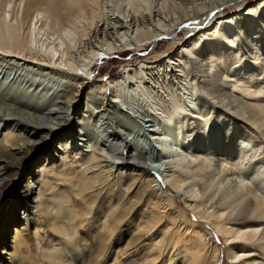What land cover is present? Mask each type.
<instances>
[{"label":"rangeland","instance_id":"1","mask_svg":"<svg viewBox=\"0 0 264 264\" xmlns=\"http://www.w3.org/2000/svg\"><path fill=\"white\" fill-rule=\"evenodd\" d=\"M39 1V6L47 7L44 2L48 3V0ZM201 1H203V4L200 5L201 8L199 7V13H197V7L194 8L193 0L191 2L190 0H98L100 14H97V16L100 17L96 16L97 19L96 17L92 18V14L86 15L87 13H85L81 15L82 17L80 16L81 18L74 19L67 25L71 30L65 27L68 29L67 32H70L69 36L67 35L68 38L64 34L65 28L59 29L62 28L60 24H56L51 19L49 20L45 14H42L38 21V24L44 28L41 44L43 42L45 44L49 43L47 41L48 36L56 38V33L63 30L66 42L62 46H57V48H60V67H58L56 61L49 63L39 59L32 60L17 54L14 50H9L8 47L0 49L1 134L8 130L17 133L21 131V128H31V125H29L31 119H36V117L31 118L28 113L13 109L8 101L4 99V93L6 94L8 87H10L8 82L21 84L24 90L27 88L30 91L38 89L49 93L48 95L54 98V102H60V105L50 104L46 98L48 103L47 101L43 103L50 106L48 105V108L46 107V110L41 112L44 115L38 117V121L47 122L52 120L57 122L55 112L68 97V92H77L79 88L75 89V83L82 82L84 77H89L88 84L82 92L83 102L79 105V107L88 110L85 119L87 123H83L85 127L81 128L82 123L80 124L77 120L69 128L68 134L70 132L72 135L76 134L72 139H75L76 142L71 148L68 147L64 149L65 151H61L57 163L62 158V152H66L72 158L80 160L84 151L91 153L95 150L97 158H90L88 161L80 163L82 167H93L90 168L92 170L89 169V175L94 174L96 176L99 171L105 170L106 173L111 174V178L116 179L120 173H145L153 181H149V191L151 192L147 195L146 205L142 203L138 207H134V209H141L143 212L134 210L133 213H130L128 220L115 231L109 242L107 254L103 257H100L99 254L100 251L102 253L101 248H105V245L98 242L97 238L100 232L109 230V228L103 229L101 227L103 224L98 220L96 221L99 214L92 217L89 216V211L85 210L87 214L77 219L73 225L71 221L67 220L71 222L68 223L70 231L76 230L78 232L76 234L77 241L75 242L74 238L65 236L60 232V225L57 228L49 225V214H42L43 210L36 207L37 202L40 200L38 190H36L33 197L32 194H27L29 195V203L25 204L24 209L20 207L22 206L21 201L26 196L24 194L26 189L22 193H15L9 200V206L14 207V209L8 212L7 219L9 218V223L5 226L7 233L0 232V249H2L3 243L11 245V249L2 254L3 264H77L86 258L89 259L88 264H195L192 260L194 259L193 253L196 250L201 254V261L204 264H213L212 262L214 264H264V238L260 242L258 240L251 242V240L237 238L232 240L237 230L246 231L245 225H247V230L254 225L260 226L259 223L264 226V219L260 217L241 218L248 199H244L247 196H243L244 187L239 182V178H245L246 181L247 178H250V175L254 176L249 180L250 183L247 179L248 188H251L250 197H252L254 191L260 193V190H257L260 186L258 182L264 180V126H261L258 120L264 114V92H261L259 87L264 78L262 76L255 77L251 81L252 87L247 91L250 93L233 90V96L222 98L223 100L220 101L219 98H215L218 95L217 93L211 95V91L205 87H207L208 82H213V79L215 82H224L223 80L226 82L228 80L226 75L229 73L228 70L225 71L224 67L223 79L221 73L213 75L210 72V77L213 78L209 81L206 80L208 74L206 53L208 50L202 49L203 45H206V49L208 48L205 41L201 40L199 45L192 46L191 51L192 49L195 50L193 53L186 51L184 57L182 56L183 59L180 57L177 58V61L167 64L168 55L169 57L172 56L186 45L190 39H195L194 36L202 27H209L211 32L215 31L216 20H212L214 17H220L222 13L227 15L234 12L242 4L246 7L252 4H261L263 0H236L228 6H223L221 2L218 5L217 2L220 0H198L196 4ZM0 3H2L0 4V31L6 30V24L21 23L20 31L23 37L25 39L31 38V21L30 19H24L26 17L25 1L0 0ZM217 5L220 8L214 9ZM209 9H214V11L207 13ZM259 17L262 16L259 15ZM3 20L5 23H3ZM262 22L264 23V18L257 21L256 24ZM96 24H98V27ZM192 24L195 25L192 26ZM199 26L202 27L198 28ZM153 34H156L153 39L144 40L145 36L149 37ZM260 34L258 33V35ZM32 37H34V34ZM261 38L264 41V36ZM141 39H143V42ZM56 40L60 43L63 41L60 38H56ZM125 41H132L133 46L124 47ZM110 46L118 48L105 56L93 71H89L86 66L87 57H90L93 53H98V51L103 56L105 51H102V49H107ZM233 46L243 47L244 49L241 48L243 52L250 45L247 38H243L237 40ZM38 49L40 51V48L32 47L35 53L38 52ZM42 51L45 52V46ZM50 51L52 50L50 49ZM243 54L245 58L248 57L246 61L249 62L251 59L250 52ZM258 54L262 56V52ZM163 58L166 59L165 63L160 67V70H156L153 67L156 63L153 62L160 61ZM141 62L147 63L146 67L151 68L143 69L144 71L141 70L140 73L136 68L140 67ZM225 64V66L232 64L231 59ZM125 67H127V70H125ZM258 69L259 66H253L251 73L256 75ZM129 71H131V74ZM93 73L95 75L91 79ZM119 73H123V77L115 82L113 77ZM101 85H104V89H101ZM230 86H232L231 82L224 83L220 88L221 92L222 89L225 90L226 88L232 90ZM14 92L13 94H16L17 98L20 96L19 101L22 100L28 103L26 100L28 99L32 103L35 99L32 104L36 103V98H32L33 96L30 94H26L25 97L21 92L18 94ZM191 92L189 100H186V96ZM253 92L257 93L252 95ZM22 101L21 103H24ZM195 105L202 110L199 111L198 108H194ZM217 110H220L222 115L217 117L215 115L210 117L211 115H209V129L206 125L203 127L201 125L195 126L193 129L189 126V124L194 125V123L200 121L205 122L204 117L206 114ZM177 111H179V115L184 111L192 113L194 119L190 122L188 118L180 119L179 116L180 121L171 125L169 131H166L164 129L166 119L172 112L173 116ZM88 122L90 123L88 124ZM218 125H222L223 129H229L233 126L234 131L232 133L240 132L244 134L248 132L252 136L251 140L254 147L243 161L237 157L239 161L235 160V157L229 156L228 161L222 163L223 156L221 154L231 150V146L227 142L232 133H224V144L221 145L218 151H215L213 165L205 168L200 176L189 178L197 181L199 188L205 180H214L215 185L217 181H220L219 191H215V186L203 197L198 196L199 198L188 200L185 196H181L184 190L181 189L179 193L171 187L165 177L167 174L173 173L174 169L182 173L184 172L182 169H185L188 164L192 166L193 163L176 157L175 161L182 163L184 167L174 168L172 155L170 156L165 151L163 141L167 139L166 143L171 142L170 135L177 133L181 128H188L190 129L188 131L194 133L190 139L183 142V149H181V151L186 149L188 152L187 147L190 144L196 147L203 142L205 139L203 131L212 130L217 132L219 130ZM116 129L120 135L115 133L114 130ZM81 130L84 134H79ZM215 132L211 135L212 138L215 137ZM63 138L64 135L59 136L58 134L56 139L52 141L53 148L56 149V146H60L63 149L60 143ZM31 140L33 142V138ZM46 154L39 153L33 156L32 161L27 166L28 168L24 167L21 170L20 176L23 179L28 180L30 178L31 180L33 174H37L36 170L43 161L46 160L47 162ZM2 157H4V154L0 149V183L8 175L4 170L6 168ZM218 160L221 163H219L220 167L217 166L218 164H214ZM134 161L140 162L144 167L134 164ZM240 162L245 166L243 171L239 170L241 167ZM236 172L241 175L236 174ZM192 173H189V175ZM187 185L189 186V182ZM187 185L185 184L182 188L186 189ZM68 188L70 186L62 184L59 191L55 193L59 194L62 191L64 194L71 193ZM230 193L233 194L228 198ZM105 197L104 194L101 199H105ZM226 199H228V203H224ZM115 201L116 198L112 197V202ZM150 202H154V205ZM194 203L200 206L193 209ZM81 205L83 203L80 201V205L79 203H73L71 206ZM227 205L224 218H226V224L231 227L232 231L229 234H224L215 225V222H221L224 218L216 220L215 217ZM109 208L111 206L106 205V209ZM205 210H208L215 219L210 220L202 217L201 212ZM112 212L113 210L108 211L110 218ZM153 214H156L155 219H151ZM22 216L29 220L27 225L20 221ZM140 217L143 219H140ZM141 221L143 227L139 226ZM248 225L250 226L248 227ZM262 225L260 228H263ZM15 229L25 233L26 240V243L22 244L17 250L12 248ZM97 230L99 233L97 237H94ZM199 230L202 231L203 235L200 237L201 240L197 241ZM107 235L109 238L108 233ZM76 243L78 246L82 245L81 249L84 250V253L86 252L85 254L88 252L89 255H83ZM214 251L217 252L213 253ZM51 252L59 257L62 256L63 259H57ZM73 252L76 254V259Z\"/></svg>","mask_w":264,"mask_h":264},{"label":"bare ground","instance_id":"2","mask_svg":"<svg viewBox=\"0 0 264 264\" xmlns=\"http://www.w3.org/2000/svg\"><path fill=\"white\" fill-rule=\"evenodd\" d=\"M23 1H25V4H26L25 6L26 7V12H25L26 17L24 19L26 20L30 19L31 21L30 30L32 32V36L34 34V37L31 36V38L29 37L28 39H25L23 37L20 31L21 23L6 24L5 25L6 30H4L3 32L0 31V49L8 47L9 50L11 51L14 50L17 52V54L25 56L32 60L39 59L41 61H47L49 63L51 61H56V64L58 65V67H60L61 62H60V54H59L60 48H57V46H62V44L66 42L64 38L65 37L68 38L70 34L69 31H68L69 33L67 32L68 29L71 30V28L67 26L68 23L74 21V19L76 20L82 14H85V13H87L86 15L92 14L91 15L92 18H95L97 14H100L99 13L100 8H98V0H48V3L44 2V4L47 5L46 8L39 6L40 4L39 0H34V1L23 0ZM185 1H188V0H185ZM196 1L198 0H193L194 8L197 7L196 12L199 13V7L201 8L200 5L203 4L202 3L203 1L197 4H196ZM233 1H236V0H230V1L220 0L217 3L218 5L222 3L223 6L224 5L228 6ZM218 5L214 9H219L220 7ZM214 9L212 10L209 9L207 13L214 11ZM42 14H45V16L49 18V20L51 19V21H54L56 24H60L62 28L60 27L59 29H63L65 27L68 28V29L67 28L64 29L65 37L62 32L63 30L60 33H56L57 34L56 38L63 39L61 43L57 42L56 38L48 36L47 41H49V43L45 44L43 42L41 44L42 35L44 34L43 33L44 28L42 25L38 24V21H39V17ZM259 15H261L262 17L260 18ZM97 17H100V16H97ZM262 18H264V0L261 2V4H257V5L252 4L247 7L244 4H242L241 6L238 7L237 10L227 15H224V13H222L220 17H217V18L214 17L212 19V20H216L215 26H214L215 31L211 32V29L209 27L199 26L198 28L202 27V29L198 31V33L194 36L195 39H190V41L186 45L181 47V49H179L176 53L172 54V56L169 57L168 55L167 64H171L172 62L177 61L178 60L177 58H180L182 56L184 57L185 55L184 52L186 51L193 53V51L195 50L192 49L191 51V47L192 46L196 47L197 45H199L200 41L203 40L208 45L207 49L205 47L206 45L205 46L203 45V48H202L203 50H206V51L208 50L206 53V63L208 65V70H207L208 74L206 75V80L209 81L210 79L213 78V77L212 78L210 77V72H212L213 75L221 73L222 79H223V68L224 67H225L224 68L225 71L228 70L227 72L229 73L226 75V78L228 79L226 82L225 80H223L224 82H220V81L215 82L213 79V82L211 83L208 82V84L206 83L207 87L205 88L206 89L208 88L211 91L210 94L216 95L217 93L218 95L214 97L219 98V100L221 101L223 100L222 98L225 99V98L233 96L232 94L233 90H241L242 92L250 93L247 91L252 87L251 81L255 77L262 76L264 78V41L261 38L262 36H264V29L262 30V28H264V23L262 22V23L256 24V22L259 20L261 21ZM3 23H5L4 20H3ZM96 25L98 27V24ZM194 25L195 24H192V26ZM258 33L259 34L261 33V34L258 35ZM155 36L156 34L155 35L153 34L152 36H149V37L145 36L146 39L144 38V40H151ZM243 38H247V41L249 42L250 46L246 48L245 50H243L242 52L241 48L244 49L243 47H236V46H233V44L235 45L237 40H242ZM141 41L143 42V39H141ZM44 46H45V52L42 51V49H44ZM132 46H133L132 41L131 42L125 41L124 47H132ZM32 47L33 48L38 47L40 48V51L38 49V52L35 53L36 50L35 49H34L35 51L32 50ZM116 48L118 47L110 46V47H107V49L105 48L106 50L102 49V51H105V53H103L104 54L103 56L98 51V53H93L90 57H87L86 66L89 68V71H93L95 69V66L98 63H101L104 57L107 56L111 51H114ZM50 49L52 51H50ZM246 52L248 53L250 52L252 61L251 59L249 62L246 61L248 57L245 58L243 54ZM259 52H262V56L258 54ZM183 57L181 59H183ZM229 59H231L232 64L225 66L226 65L225 63ZM165 60L166 59L163 58L160 61H157V62L154 61L153 63H156L155 64L156 66L153 64L154 65L153 67L156 70H160V67L163 65V63H165ZM144 63L145 62H141L140 67L136 68V70L138 69L140 73H141V70L143 69L151 68V67H146L147 63L146 64ZM221 63L222 65H220ZM126 66H129V65H126ZM253 66H259L258 71L256 70L257 71L256 75L251 73L252 71L251 69ZM125 70H127V67H125ZM129 73L131 74V71H129ZM93 75H95V73L92 74L91 79L93 78ZM218 76H221V75H218ZM121 77H123V73H119L118 75L114 76L113 79L116 82ZM134 77H135V74H134ZM88 78L84 77V79H82V82L75 83L76 85L75 89L77 90L79 88L77 92L70 90L71 92H68L69 94L67 95L68 97L66 96L67 97L66 100L64 99L65 101L62 102L61 106L58 107V109L55 108L57 109L55 112L57 122H53L52 120L47 121V122L38 121V117L44 115L41 112L45 111L46 107L49 105V104L48 105L45 104L47 99L49 100L50 104H53L56 106L60 105V102L58 103L54 102L53 100L54 98H51L48 95L49 93L39 91L38 89L37 90L34 89L33 91H30V89L27 88L26 90H24L21 84H16V82H11V81L8 82V85L10 84V87L6 85V87H8L9 89H7L8 92H6V94L4 93V99L8 101L10 106L15 110L28 113L31 118L36 117V119L35 120L31 119V123L29 124L31 125V128H21V131L18 129L20 132H17V133L16 131L14 132L13 130H8L2 134L0 133V149L2 150V153L4 154V157L2 158L4 159L5 168H6L4 170H6V174H8L7 177H5L3 181L0 183V232L3 234L7 233V228L5 226L9 223V218L7 219V216L9 214L8 212L13 211L14 209V207L9 206L10 197L17 192L22 193V191L26 189V192L24 193L26 196L24 200L21 201L22 206L20 207L24 209L25 204L29 203L28 201L29 195L27 194H32V197H33V195H35L34 193H36V190H38V196L40 197V200L37 202L36 207L41 208L43 210L42 214L44 213L49 214L48 216L49 225H51L54 228H57L58 225H60L61 227L60 232H62L65 236H70L71 238H74L75 242L77 241L76 234H78V232L76 230L70 231L68 223L72 222L71 224L73 225L77 219H80L85 214H87L85 213V210H88L90 213L89 216H92V217L99 214L96 221L98 220L100 223L103 224L101 226L103 229L109 228V230H106L100 233L97 230L94 234L95 235L94 237H97L99 233V237L97 238V241L105 245V248L104 247L101 248L102 253L101 251H100V254L98 253L100 257L101 256L103 257L107 254L109 242L114 236L115 231L121 225H123L126 220H128L130 213H133L134 210L138 212H143L141 211V209L139 210L134 209V207L136 208L142 203L146 205L145 202L147 201V195L151 192L149 191L150 190L149 181H152V178H149L148 177L149 175L145 173L135 174V173L128 172V173H120L116 179H113L111 178V174L109 172L106 173L105 170L101 172L99 171V174L96 176L94 174L89 175L88 171L90 168H93V167H90V168L85 167V166L82 167L80 163H83L86 160L88 161V159L90 158H93V159L97 158V156L95 155L96 154L95 150L91 152L93 154L84 151L80 160H76L75 158H72L70 154H66V152H62V158L60 162L57 163V160L60 159L59 155L61 154V151L68 147L71 148V146H73L76 142L75 139L72 140L74 138L73 136L76 134L72 135L71 132L68 134L69 128H71V126L75 124L77 120L80 122V124L87 123L85 119L87 118L88 110H85L84 107L83 108L81 106L79 107V105L81 104V102H83L82 92L88 84V81H89ZM228 82L232 83V86H230L232 90H230L229 88L228 89L226 88L225 90L222 89V92H221L220 88L222 87V85L224 83L228 84ZM100 87L101 89H104V85H101ZM259 87L261 89V92H264V81ZM13 91H15L17 94L21 92V94L25 97L27 96L26 94H30L31 96H33L32 98H36V103L34 105L32 104L34 103L35 99L33 100L32 103L28 99H26L28 103H25L22 100L19 101L20 96H18L17 98L16 94H13ZM23 91L24 93H22ZM256 93L257 92H253L252 95H255ZM190 94H192V92L186 96V100H189ZM21 101L24 103H21ZM87 105L90 106L89 104ZM194 108H198L199 111L202 110L196 105ZM172 113L169 117L167 116L168 118L165 121L164 129L166 131H169V129L171 128V125L177 123V121H180L179 116L181 117L180 119H183L184 117L188 118V121L190 122H192V120L194 119V116L192 115V113H186L185 111L182 112V114L180 115H179V111L173 114V116H172ZM209 115H211L210 117L214 115L215 117H217V116H221L222 114L220 110L211 111L207 113L206 116L204 117L206 123L203 121H200V122H197L196 124L194 123V125L191 124L192 126L189 124V126L193 129L195 128V126L201 125V127H203L206 125L207 129H209L208 128L210 127L208 123ZM258 120H259L260 125L264 126V114H262L258 118ZM216 121H218V119H216ZM89 123L90 122H88V124ZM221 126L222 125L217 126V128L219 129L217 132L212 131V130L203 131L202 133H205L204 134L205 139L203 140V142H201V144H198V146L196 147H193V145L190 144L187 147L188 152L186 151V149L181 151V149H183L182 148L183 142L190 139L192 134L194 133L193 131L192 132L188 131L190 130L188 128H185V129L181 128L177 133L170 135L171 142L166 143L167 139L164 140L165 143L163 141V145H164L163 147L165 148V151L169 153L170 156L172 155L171 157H172L174 168L184 167L182 163H178L177 161H175L176 157H180V159H183V160L186 159L189 162L193 163L192 166L188 164L185 169H182L184 172L179 173L177 169H174L173 173L167 174L165 177V179L169 181L171 187H173L179 193L181 189L184 190V193H181V196H185V198L188 200H190L191 198L194 199L198 196L203 197V195H205L207 192H210L212 188H214L215 186H216L215 191H219L220 189L219 188V184H221L220 181H217V184L215 185L214 180H213L214 183L210 179L205 180L204 182H202L201 187L199 188L197 186L198 182L194 180H190L189 178L194 177V176H200L205 168H209L210 166L213 165L212 164L213 159L216 154L215 151H218L221 148V145L224 144V139H223L224 133L230 134L232 133V131H234V128H232L233 127L232 125H231L232 127H230L229 129H223ZM84 127L85 126L81 125V128H84ZM114 131L116 134H118L117 129ZM214 132L216 135L214 138H212L211 135ZM58 134L59 136L64 135V138L60 140V143L62 144L61 146L63 147V149L60 146H56V149L53 148L54 145H52V141L53 139H56ZM251 137L252 136H250L248 132H245L244 134L240 132L232 133L230 135L228 142L226 141L229 144V146H231V150H229L227 153L221 154V156H223L221 162L224 163L228 161L229 156L235 157V160L237 158H239L241 161L246 159V156L248 155L249 151L252 150V148L254 147ZM31 138H33V142ZM192 141L195 142L196 140H192ZM39 153H45V154L47 153L45 155V157H47V162L46 160L43 161V163L38 167V170H36L37 174L36 175L33 174V177L31 180L30 178L28 180L23 179L20 176L21 170L24 167L28 168L27 166L29 165V162L32 161V157ZM128 163L130 162L128 161ZM133 163L138 164L141 167H144L140 162L134 161ZM219 163L220 162L218 160L214 164L215 165L218 164L217 166H219ZM240 163H241L240 164L241 167L239 168V170L243 171L245 169V166L243 165L242 162ZM191 172L193 173L189 175V173ZM236 174H239V173L236 172ZM249 177H250L249 179L247 178L248 182L254 176L250 175ZM247 179L245 181V178H239V182L244 187V191H245L243 193V196H247L246 198L244 197V199L245 200L248 199L245 208H243L244 211H243L241 218L251 219L252 217L256 216V217H260L264 219V180L263 181L259 180L258 182L260 186L257 188V190H260V193H256V191H254L255 193H253L252 197H250L251 188H248ZM188 182H189V186L187 185ZM62 184L70 186V188L68 189L71 190V193L68 192L67 194H64V192L62 191V192H59V194H56L55 192L59 191V189L62 187ZM185 184L188 186L186 189L182 188ZM104 194L106 195L105 199H101ZM232 194L233 193H230L228 198L231 197ZM112 197L116 198L115 202H112ZM21 198L23 197L21 196ZM80 201L83 203V205L76 206V207L71 206L73 203L75 204L79 203L80 205ZM150 203L154 205L153 204L154 202H150ZM224 203H228V199H226ZM106 205H110L111 208L106 209ZM199 206L200 205H197L196 203H194L193 209H197ZM227 207L228 205L225 208H223L221 211L219 210L220 211L219 214L216 213L217 214L215 217L216 220H219V219L221 220L222 217L224 218L225 212H226L225 209ZM109 210L110 211L113 210L111 218L108 215ZM155 215L156 214H153L151 216V219H155ZM201 216L206 219H210V220L215 219L208 210L202 211ZM140 219H143V218L140 217ZM67 220L71 222H68ZM20 221L22 223L24 222V224L27 225V221L29 220L26 217L22 216L20 217ZM226 222H227L226 218H224L221 222H215V225L218 227L220 232H223L224 234H229L231 233L232 229L231 227L227 226ZM259 224L260 226L262 225V223H259ZM139 226H142V221L140 222ZM245 226H246V229L245 228L244 229L246 231L242 232L241 229L240 231L239 230H237L236 232L234 231L237 237H235L236 235H234L233 237L231 235L230 238L232 237L233 238L232 240H234L235 238L240 239V240L245 239L247 241L251 240V242L253 240L254 241L258 240V242L263 240L264 238V226L263 225H262L263 228H260V226L254 225L253 227H250L249 230H247L248 229L247 225ZM249 226L250 225H248V227ZM107 233L109 234V238H108ZM24 234L25 233H23L21 230L15 231V234L13 236L14 238L13 244H12V248L14 250H17L22 244L26 243ZM124 235L126 234L124 233ZM202 235H203L202 231L199 230L198 237L196 236L197 237L196 240L200 241L201 240L200 237ZM232 240L229 239V241H232ZM76 246L78 248L80 247L79 249L82 251L83 255L88 254V252L87 254H85L86 252L84 253V250L81 249L82 245L78 246V244L76 243ZM197 246H198V243H197ZM10 249H11L10 244L3 243L2 249H0V264H3L2 254H5ZM97 252L99 251L97 250ZM215 252L217 251H214L213 253ZM51 254L55 256L57 259H63L62 256L59 257L54 252H51ZM73 255L75 256V259H76V254L74 252H73ZM213 255H212V258H213ZM193 256H194V259L192 261L195 264H204L201 261V254L199 253L198 250H196L193 253ZM88 263H89V259L86 258L81 263H77V264H88ZM212 263L214 264V262Z\"/></svg>","mask_w":264,"mask_h":264}]
</instances>
